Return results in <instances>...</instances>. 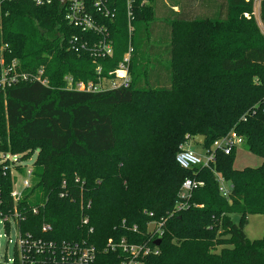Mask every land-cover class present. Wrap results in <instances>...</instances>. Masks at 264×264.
I'll use <instances>...</instances> for the list:
<instances>
[{"label": "trees", "instance_id": "16d2710c", "mask_svg": "<svg viewBox=\"0 0 264 264\" xmlns=\"http://www.w3.org/2000/svg\"><path fill=\"white\" fill-rule=\"evenodd\" d=\"M112 2V19L100 20L112 40L106 57L81 48L99 36L70 25L66 5L1 2L0 61L16 60L28 77L0 87V211L13 210L7 154L28 160L36 153L32 185L15 204L21 234L84 242L94 249L93 264L125 259L127 252L107 247L122 239L151 249L143 264H264V232L249 239L243 229L244 216H264V36L242 16L251 3L135 0L129 38L125 0ZM260 20L264 27V0ZM129 41L127 87H67V76L84 83L110 77ZM132 102L135 113L116 111ZM231 129L261 159L257 167L235 169V149L216 151L208 166L175 161L189 139L208 148ZM217 175L230 185L226 196ZM187 177L202 185L174 211ZM150 222L156 227L148 232ZM44 224L50 229L42 231Z\"/></svg>", "mask_w": 264, "mask_h": 264}, {"label": "built area", "instance_id": "2783aa9c", "mask_svg": "<svg viewBox=\"0 0 264 264\" xmlns=\"http://www.w3.org/2000/svg\"><path fill=\"white\" fill-rule=\"evenodd\" d=\"M2 1H13V0H0V11ZM36 6L48 5L52 0H29ZM251 3L252 10L254 13H260L261 0H245ZM113 4L112 0H65L66 5L65 18L67 22L80 29L82 32H90L99 36V39L91 47H86V43H81L82 49L89 48L88 52H91L97 57H106L112 54V40L111 35L107 27L100 23V20L111 18L109 7ZM134 5L135 0H125L126 20H127V31L128 36L133 33L134 21ZM261 22V20H260ZM77 39L73 37L69 41L70 48L75 46ZM130 41L127 52L124 54L123 59L119 62L117 68L110 72V77L100 78L98 82L93 83L91 81L84 83L82 81L73 82L70 76L65 77L67 81V87L78 91H98L104 89H114L119 87H127L130 83V76L128 72L129 59H130ZM96 71L99 73L100 67H96ZM41 73V70L38 71ZM1 70L0 74V87L4 88L7 83H14L18 79H27L28 75L20 72L19 74L14 73L10 70V73L6 76ZM4 78H8L7 80ZM38 81L45 84V80ZM244 138L239 135L236 131L230 130L224 136L213 141L210 147L202 148L203 156L200 157L190 149L181 147L176 153L175 161L177 164L184 169L191 168L193 166H208L215 160V152L221 151L224 154H230L233 149L242 145ZM13 158L12 161H15ZM31 175V172H28ZM24 177V176H23ZM28 176L23 178L21 182L22 189L30 187L28 183ZM219 182V191L223 196H226L230 185L224 181V179L217 175ZM202 185V182L196 181L193 178H184L181 182L177 200L175 202L174 211L182 210L188 206V198L191 192L198 186ZM22 192H10V198L13 206L11 213H3L0 211V226L3 230L9 231L11 220L16 223L17 239L14 242L13 252L11 258H7L4 254L0 264H93L95 254L93 247L86 245L84 242H62L57 245L54 241H42L41 239H34L30 234H21L18 228L17 222V211L15 204L21 197ZM37 208H32V213H36ZM151 215V214H149ZM82 223L87 224L88 218L82 216ZM154 223V222H150ZM149 223V224H150ZM148 224V225H149ZM155 224V223H154ZM156 227V224H155ZM135 228V227H134ZM50 227L47 224L42 226V231L49 230ZM92 231V228H89ZM9 242V240H7ZM107 247L109 249L121 248L124 252L128 253V256L117 264H143L141 257L151 252V249L147 246L129 244L124 239L118 243H113L111 240L108 241ZM154 253L157 251L153 250Z\"/></svg>", "mask_w": 264, "mask_h": 264}, {"label": "rangeland", "instance_id": "374dc122", "mask_svg": "<svg viewBox=\"0 0 264 264\" xmlns=\"http://www.w3.org/2000/svg\"><path fill=\"white\" fill-rule=\"evenodd\" d=\"M242 16L245 19H253L260 32L264 36V27L262 26V23L260 22V13H254L253 10L245 11L242 13ZM159 19V15L156 18ZM167 52L164 51L162 55L158 56L159 61L166 62L165 54ZM17 61L13 60L8 65H3V61H0V65L2 68V72L4 76L10 73V70L13 71L16 74H19L21 70H19L18 66L16 65ZM8 79V78H4ZM144 86L145 83H142ZM117 112H124L128 115H131L135 113V104L132 102V104L128 107H123L116 109ZM124 144V143H122ZM184 147L190 149L194 153H196L198 156H203V150L200 146H196L193 142V139H189L186 141V143L183 145ZM125 146L123 147V149ZM36 153H34L28 160H24L23 157H17V155L12 156L11 154H7V166H8V172L10 175V182H11V190L12 192H22L23 190L29 188H23L21 186V182L23 178L28 176V183L32 185V174L28 175V172L32 173V170L34 168L33 160ZM13 158H16L15 161H12ZM260 158L252 153H250L243 145H240L236 147L234 159H233V167L235 169H243L245 167H257L260 162ZM24 176V177H23ZM10 190V192H11ZM231 219L238 223L240 220V216L238 214H232ZM10 227L9 231H5L0 226V261L2 260L4 254H6L7 258H11L14 254L13 252V246L14 242H16L17 239V232H16V223L11 220L10 221ZM243 229L246 234V236L249 239H257L260 238L263 235L264 232V216L261 214H248L243 217ZM9 240V242H7ZM109 241V240H108Z\"/></svg>", "mask_w": 264, "mask_h": 264}, {"label": "water", "instance_id": "95a60500", "mask_svg": "<svg viewBox=\"0 0 264 264\" xmlns=\"http://www.w3.org/2000/svg\"><path fill=\"white\" fill-rule=\"evenodd\" d=\"M57 2H59L60 4H64L65 3V0H56ZM196 139L199 141V142H202L203 141V137L202 136H197ZM155 227V224L154 223H150L148 225V232H151L153 231ZM160 243V239H156L154 240L153 244L154 245H158Z\"/></svg>", "mask_w": 264, "mask_h": 264}, {"label": "crops", "instance_id": "0c3cea01", "mask_svg": "<svg viewBox=\"0 0 264 264\" xmlns=\"http://www.w3.org/2000/svg\"><path fill=\"white\" fill-rule=\"evenodd\" d=\"M236 150V149H235ZM261 163V160H260V162H259V164Z\"/></svg>", "mask_w": 264, "mask_h": 264}]
</instances>
